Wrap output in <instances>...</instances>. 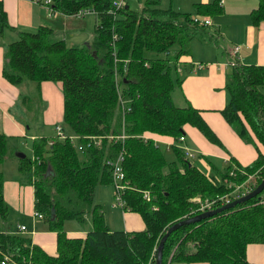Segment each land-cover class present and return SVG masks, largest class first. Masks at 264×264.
<instances>
[{"label": "trees", "instance_id": "obj_1", "mask_svg": "<svg viewBox=\"0 0 264 264\" xmlns=\"http://www.w3.org/2000/svg\"><path fill=\"white\" fill-rule=\"evenodd\" d=\"M138 1L137 8L125 0L110 12L111 0H49L51 10L62 13L78 16L91 11L95 21L91 38L68 45L50 27L38 25L20 30L6 43L3 77L14 84L60 82L61 118L69 131L59 125L65 137L32 138L31 156L17 158L18 168L32 176L34 211L55 232V255L31 242L26 233L11 230L0 172V260L5 253L18 264H153L165 228L202 211L190 197L214 198L211 207H215L221 204L216 197L231 191L247 173L257 174L255 184L264 173V151L258 149L247 164L228 162L206 173L176 143L170 146L174 157L167 160L153 140L142 136L148 130L176 140L183 133L182 125L188 123L218 143L199 110L174 103L172 92L181 80L174 59L187 53L189 39L206 28L202 16L215 15L222 7L217 0L195 2L192 13L198 18L193 19L191 12L160 6V0ZM79 10L83 13L78 14ZM249 17L254 25L264 19V0L251 9ZM10 28L0 0V37ZM263 82V64L235 59L225 74L226 100L220 113L243 141L253 144L255 138L264 146V95L259 88ZM21 99L25 101L22 95ZM96 135L106 136L96 138V144L87 142L86 136ZM6 144L7 136L0 131V162ZM119 153L125 184L120 190L122 207L140 215L144 226L139 230H109L94 200L96 184L113 187L107 160ZM263 200L264 186L231 207L179 225L163 242L161 264H254L246 260L245 247L264 244ZM84 215L90 223L85 236H66L63 221L84 220Z\"/></svg>", "mask_w": 264, "mask_h": 264}, {"label": "crops", "instance_id": "obj_2", "mask_svg": "<svg viewBox=\"0 0 264 264\" xmlns=\"http://www.w3.org/2000/svg\"><path fill=\"white\" fill-rule=\"evenodd\" d=\"M209 1L211 0H169L168 5L179 11H188L191 12V15H195L192 13L193 3ZM217 1L222 7L220 12L212 16L201 15L209 21L206 28L210 27L212 30L209 29L211 33L208 31L209 41L202 42L198 39L204 47L199 48L201 51L195 54L190 50V41L193 38L191 37L188 41L189 44H187V53L178 55L174 59V65L177 70L187 68L190 71L181 78L178 85L181 87L180 97L183 98L184 104H190L199 110L200 116L213 132L214 137L218 139V143L216 141L210 142L198 128L188 123L182 125V134L184 135L181 142L167 134L151 131L142 133L143 137L152 138L156 145L159 143L166 150L173 143L179 147L185 145L194 154L192 156H196V160L192 163L205 172L212 170V167L223 168L225 163L233 164V161L240 165L247 164L255 157L257 149L261 152L264 151V146L255 138H253V144L243 141L220 113V109L226 100L224 82L225 71L229 68V65L226 67V62L232 58L230 48L233 45H238L234 58L239 62L264 65V19L260 20L258 25H254L249 17V12L257 6L259 0ZM1 2L11 28L4 31L0 37V131L7 136L10 145L16 147L19 138L25 136L28 127L24 126L22 122L19 123V116L14 112V107H19L17 98L23 93L20 86L21 82L25 80H21L19 84H14L3 77L1 68L6 43L14 39L20 30H33L38 25H46L52 29L56 36L63 38L66 44H80L78 43L80 40L72 37L82 35L81 30L85 26V19L82 17L84 14L77 16L51 10L49 5L42 0H1ZM91 35L92 32L90 38ZM216 35L220 38L217 39ZM213 38L215 39L212 40ZM194 55L204 61L197 60L195 62ZM178 65L182 67H177ZM35 88L39 99L44 102L41 109L42 123L45 125L51 121L54 123L57 121L56 119L62 116L60 82L48 79L41 80L39 83L35 82ZM259 88L264 95V82ZM22 96L29 99L26 94H22ZM174 103L180 104L178 101ZM27 107L25 104L26 114L30 112ZM39 136L47 137V135ZM211 164L214 166H211L210 169ZM0 172L3 178V197L8 205L7 220L11 230L15 231L17 225L23 224L25 228L22 232L30 237L31 242L37 244L47 254L55 255V232L46 226L42 216L37 217L34 213V187L31 173L20 170L18 159L15 160L8 155H5L0 162ZM94 196L97 199L95 202L100 204L109 230L129 231L143 228L144 223L137 212L123 207L117 210L114 200L110 202L111 191L103 195V200H101L94 188ZM262 202L264 207V200ZM101 203H103L104 209ZM114 213L118 216L115 223L113 222ZM89 228L90 223L87 215H84V220L69 218L63 221V229L68 237L82 238ZM17 230L19 231V229ZM2 258H5L4 263L0 264H18L5 253ZM245 258L249 263L262 264L264 262V244L258 242L247 244ZM168 264H207V262L174 261Z\"/></svg>", "mask_w": 264, "mask_h": 264}, {"label": "rangeland", "instance_id": "obj_3", "mask_svg": "<svg viewBox=\"0 0 264 264\" xmlns=\"http://www.w3.org/2000/svg\"><path fill=\"white\" fill-rule=\"evenodd\" d=\"M126 1L130 5V7H132V8L138 7V4H139L138 0H126ZM168 1L169 0H160L159 4H160V6L165 7L168 5ZM173 5H174V3H173ZM82 17L85 19V26L81 30L82 35L72 37L73 39L80 40L78 43L84 42L90 38V34L92 32L93 24H94L93 14L91 11L85 12ZM209 29H210V27H207V28L203 29V31L201 33L196 32L197 34L195 33V35L191 39L190 50L192 52H194L195 54H198V52L201 51V50H199V48L201 49L204 47V45L199 40H201L202 42H208L209 41L208 40V31L211 30V29L210 30ZM211 31H210V33H211ZM15 36H14V38H15ZM216 37H217V39L220 38L217 35H216ZM214 39L215 38H213L212 40H214ZM69 42H71V41H69ZM188 44H189V42H188ZM146 54H147V56H149V55H152L153 53L150 52L149 54L148 53H146ZM193 59L195 60V62H197V60L204 61L203 59L198 58L196 55L193 56ZM226 65H227L226 67H228L229 63H226ZM177 67H182V66L178 65ZM177 71H178V74L181 78H183L186 74H188L190 72L187 70V68L181 69V70L176 69V72ZM226 72L227 71H225V74H226ZM21 83L22 84L20 86L22 88L21 89L23 92L22 94H26L29 97V99H25L24 103L27 106H30V112L28 114H26L25 109H24L25 104L23 103V101L21 99L22 94L19 95V97L17 98V103L19 104V107H14V112H16V114L19 116V123L22 122L24 124V126H28V127L26 129L25 136H22L21 138H19V141H18L16 147H12L10 145L9 141L7 140V151H6L5 155H8L15 160H17V158H18L17 152H22L26 156H31V138H32L31 136L47 135V137H53L55 135V129H54L55 124L60 125L63 130L65 129V131H69V129L66 127V125L63 122L61 117L56 119L57 121H55L54 123H52L53 121H51L49 124H46V125L43 124L42 119H41V116H42V114H41L42 110L41 109L44 105V102L42 101V99H39L38 92L35 88V82L31 81V80H25V81H22ZM180 92H181V87L178 86L175 89V91L172 93V98H173L174 102L178 101V102H180V104H184L183 98L181 99V97H180ZM121 120H123L122 117H121ZM122 132L123 131H121L120 133H122ZM147 132H148V130H144L142 133H147ZM153 133H155V132H153ZM182 135H184V134H182ZM251 135H252V132H251ZM103 136L105 137L106 135H103ZM110 136H112L111 132H110ZM108 138H110V137L108 136ZM205 138L208 139L210 142H215V140L212 141L209 138H207L206 136H205ZM150 139L152 140V138H150ZM179 141L181 142L183 140H179ZM157 145L163 150L167 160H170L174 157L173 150L171 148H167V150H166V149H164L163 145H161L159 143H157ZM189 151L192 152L190 149H189ZM46 153H47L46 148H44V154H46ZM189 160L191 162L195 161L196 156L189 157ZM94 188H95L96 194L101 198V200H103V195L110 193V191H111L110 202H113L114 192L112 190L113 187H112L111 183H99V184H96ZM196 198H199V196L196 195V196L190 197L191 200H194ZM94 200L95 201L97 200L96 196H94ZM101 205L104 209L103 203H101ZM116 205H117L116 206L117 210H120L122 205H119V204H116ZM113 217H114L113 222L115 223L116 220H118L117 219L118 216L116 215V213H114Z\"/></svg>", "mask_w": 264, "mask_h": 264}, {"label": "built area", "instance_id": "obj_4", "mask_svg": "<svg viewBox=\"0 0 264 264\" xmlns=\"http://www.w3.org/2000/svg\"><path fill=\"white\" fill-rule=\"evenodd\" d=\"M43 2L45 4H48L49 3V0H43ZM125 2V0H111V6L112 8L110 9V12H114L115 9H117L118 7L122 6V4ZM83 13V10H79L78 11V14H82ZM198 18L197 15L193 16V19H196ZM203 20L202 22L204 24H208L209 21L206 17H202ZM237 49H238V45H233L231 48H230V53H231V60H228L226 63H229L231 64L234 60H235V56H236V52H237ZM234 58V59H233ZM55 135L58 136V137H65L61 127L59 125H55ZM123 134H121L122 136ZM110 137V135H108ZM88 141L87 142H90L92 141L93 143H97L100 138L104 137L103 135H96V136H86ZM96 138H98L99 140H95ZM183 139V135H179L178 136V140H182ZM88 144V143H87ZM78 148L81 147V145H77ZM181 149L184 150V154L185 155H189V156H192L193 153L189 151V149L185 146V145H182L181 146ZM122 159V154L119 153L114 160L112 161H108V163H111L110 166H111V169H110V172H111V176H112V182H113V188H114V204H119V205H122V199H121V195H120V190L125 186V184L123 183V172L121 170V167H120V160ZM234 172L233 171H230L229 174H233ZM256 178H257V174L256 173H247L246 174V177L244 178V180H242L241 182L239 183H236L234 184L233 188L231 191H229L227 194H223V195H220V196H217L216 198L219 199L220 203H223L227 200H229V195H232L233 197H236L242 193H244L245 191L251 189L253 187V185L255 184L256 182ZM122 180V181H121ZM120 181V182H119ZM198 202V205L196 206L197 209L199 210H204L206 208H210L211 207V204L214 202V198L212 199H205L203 201H201L199 198H196L194 199ZM35 215L37 217H41V214L39 212H36L34 211ZM24 225L23 224H19L17 225V229H19L20 231H23L24 230ZM5 257V256H4ZM4 259L3 260H0V263H4ZM145 264H150L149 261H147Z\"/></svg>", "mask_w": 264, "mask_h": 264}, {"label": "water", "instance_id": "obj_5", "mask_svg": "<svg viewBox=\"0 0 264 264\" xmlns=\"http://www.w3.org/2000/svg\"><path fill=\"white\" fill-rule=\"evenodd\" d=\"M17 155L19 157L24 156V153L22 152H17ZM264 186V173L262 174L260 180L249 190L245 191L244 193L229 199L223 203H221L218 206L215 207H211V208H207L204 209L200 212H197L195 214L192 215H188L185 217H182L180 219H177L176 221L170 223L164 230V232L160 235L157 244H156V248H155V253H154V259H153V264H161V252H162V246H163V242L166 238V236L170 233V231H172L173 229L177 228L179 225L183 224V223H188V222H192L195 220H199L203 217H207L210 216L211 214L223 210L225 208L231 207L233 206L235 203H238L240 201H243L251 196L256 195L258 192H260V190L263 188ZM52 217V215H51Z\"/></svg>", "mask_w": 264, "mask_h": 264}]
</instances>
